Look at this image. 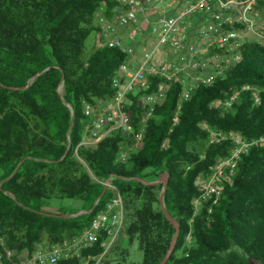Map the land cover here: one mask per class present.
<instances>
[{"label": "trees", "instance_id": "trees-1", "mask_svg": "<svg viewBox=\"0 0 264 264\" xmlns=\"http://www.w3.org/2000/svg\"><path fill=\"white\" fill-rule=\"evenodd\" d=\"M115 4L0 0V241L15 253H31L38 243L77 234L113 195L111 187L90 213L66 217L78 210L46 207L54 199H70L80 203L79 210H88L110 177L130 218L123 229L126 241L136 242L142 252L138 264H158L175 228L160 207L162 183L148 181L166 174L164 203L179 233L165 264H264V46L246 39L238 61L210 84L192 89L176 122L172 118L181 85L172 84L147 119L140 143L122 161L118 153L133 143L132 133L113 130L92 145L82 143L88 122L83 104L112 97V80L128 56L103 44L102 36L97 45L102 27L96 12L102 10L111 20ZM62 74L61 98L57 87ZM233 93L236 99L229 106L213 103ZM128 97L136 129L143 109L134 95ZM202 123L256 140L236 159L229 177L218 179L220 195L214 204L202 197L196 178L210 175L217 158L230 155L233 141L210 142ZM102 239L92 252L102 251ZM104 257L99 264H111Z\"/></svg>", "mask_w": 264, "mask_h": 264}, {"label": "built area", "instance_id": "built-area-1", "mask_svg": "<svg viewBox=\"0 0 264 264\" xmlns=\"http://www.w3.org/2000/svg\"><path fill=\"white\" fill-rule=\"evenodd\" d=\"M115 1L111 20L102 10L96 12V20L102 27L97 45H102L99 38L104 37L103 44L131 55L132 63L126 59L116 71L112 80L114 93L109 100L83 104L88 122L82 143L92 145L113 130L132 133L133 143L122 146L118 153V159L124 161L140 143L147 119L172 84L181 85L177 111L172 118L176 122L181 103L190 97L192 89L199 84H210L240 59L246 34L257 29L262 31L264 5L260 6L261 0ZM234 22L242 27L231 26ZM118 27L124 31L119 32ZM140 33L142 37L137 40ZM129 94L136 97L143 109L136 129L127 109ZM235 99L236 93H233L224 101L218 99L213 103L229 106ZM254 100H258L256 95ZM202 126L209 130L210 142L225 138L233 141L230 155L217 158L210 175L196 178L202 197L210 198L214 204L220 195L218 179L229 177L236 159L256 140L246 141L234 132L225 134L209 129L205 123ZM263 140L264 137L260 138ZM108 186L113 195L80 232L61 242L38 243L31 253L26 250L15 253L0 241V264H56L71 259H79L82 264H99L121 232L125 217L122 196L116 187ZM101 235L102 251L92 252Z\"/></svg>", "mask_w": 264, "mask_h": 264}, {"label": "rangeland", "instance_id": "rangeland-1", "mask_svg": "<svg viewBox=\"0 0 264 264\" xmlns=\"http://www.w3.org/2000/svg\"><path fill=\"white\" fill-rule=\"evenodd\" d=\"M118 31L119 32H123L124 28L123 27H118ZM98 35V34H97ZM142 37V34L140 33L137 36V40L140 39ZM149 38H151L152 36L148 35ZM246 39H253L259 43H261L264 46V32L263 31H259L258 29L255 30V32H249L246 34L245 36V40ZM128 62L132 63V58L131 55H129L127 57ZM168 59H171V56H168ZM59 205H63V206H70L72 209L74 210H78L80 208V203L78 201H72L70 199H64V200H52L51 201V207H46V209L49 210H56V207H58ZM68 207V208H70ZM130 220V218H127L126 216L124 217V222L121 228V232H120V237H119V242L118 241L113 244L109 250L106 253V258L108 257L111 261V264H138L141 262L142 260V252L141 250L138 248L136 242H132V243H128L126 241V236L123 233V229L125 224L127 223V221ZM120 244V245H119ZM119 245L120 247L115 249L116 246ZM105 258V257H104ZM255 264H260L259 262H255Z\"/></svg>", "mask_w": 264, "mask_h": 264}, {"label": "water", "instance_id": "water-1", "mask_svg": "<svg viewBox=\"0 0 264 264\" xmlns=\"http://www.w3.org/2000/svg\"><path fill=\"white\" fill-rule=\"evenodd\" d=\"M45 69H47V68H45ZM44 70H42V71H44ZM42 71H39L35 75H33L31 77V79L29 80L28 84L31 82V80L33 78H35ZM28 84L26 86H28ZM62 88H63V74H62V77H61V82H60V84L57 87V91H58V93H59V95H60L61 98H62ZM72 124H73V118H72V121H71V126H72ZM69 131H70V128L68 130V133H69ZM167 180H168V175L164 174L160 178H158V179H156L154 181H148V183H152V184L162 183V189H161V192L159 194L160 207H161V210H162L163 214L165 215V217L173 224V226L175 228L174 233H173V236H172V238L170 240L169 246H168L165 254L163 255V257L158 262V264H165L167 262V260H168V258L170 256L171 252L173 251V248L175 246V243H176L177 237H178V233H179V225H178L177 221L170 216V214L168 213V211L166 209L165 203H164V192H165V190L167 188ZM109 181H110V177L106 180V182H105V184L103 186L102 191L100 192V194L98 195V197L95 199V201H94V203H93V205L91 206L90 209H88V210H79L77 212H73V213L66 214L65 216L66 217H73V216H76V215H78L80 213H83V212L90 213L94 209V207L96 206L98 200L103 195L104 191L107 189L108 184H109ZM11 196L17 202L15 196L13 194H11ZM39 212L40 213H43V214H46V215H54L53 213H50V212H47V211H44V210H42V211L40 210Z\"/></svg>", "mask_w": 264, "mask_h": 264}, {"label": "crops", "instance_id": "crops-1", "mask_svg": "<svg viewBox=\"0 0 264 264\" xmlns=\"http://www.w3.org/2000/svg\"><path fill=\"white\" fill-rule=\"evenodd\" d=\"M120 236H121V235H120V233H119V235L117 236V238H116V240L114 241L113 244H115L117 241H118V243L121 242V241H119V237H120ZM119 245H120V244H119ZM119 245H117L115 249L119 248V247H120Z\"/></svg>", "mask_w": 264, "mask_h": 264}]
</instances>
